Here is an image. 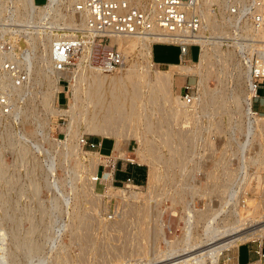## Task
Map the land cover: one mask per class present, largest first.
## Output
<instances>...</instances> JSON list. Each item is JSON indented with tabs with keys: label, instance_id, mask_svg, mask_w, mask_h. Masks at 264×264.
<instances>
[{
	"label": "bare ground",
	"instance_id": "obj_1",
	"mask_svg": "<svg viewBox=\"0 0 264 264\" xmlns=\"http://www.w3.org/2000/svg\"><path fill=\"white\" fill-rule=\"evenodd\" d=\"M126 1H130L131 4H135L140 9L145 10L147 12L151 11V9H152L153 0H126ZM228 1L229 0H198L200 12H201V15L203 17V28H202V31L200 33L201 38H199L198 42H197L202 47V50H201L200 55H199V59L196 62H191V63H193V65H184L183 63H181V64H170L168 66L169 67L168 70H158V69H154V67H153L154 66V59H153V45L154 44L153 43L154 42H170L166 37H163V36H155L154 38H150V37H144V36H140V35H120V36L112 37V39L110 41V45L111 46H117L118 53L120 54V56H122L123 61H124V63L121 65L122 73H121V75H118V76L115 74V72L118 71L117 68H115V69L110 68L108 70H104L98 65H91V66L88 65V62L92 60L93 53H94V44L92 43V40H93L92 38L82 37V40H81L82 52L79 53L78 56L76 57V61H77V65H78L76 68H73V69L66 68L62 71H55L54 65L52 64V62L50 60V54H49L50 53V37H46V38L40 37V39L37 36L34 37V42H36V49L37 50H36L35 54H33V57H32L33 60L30 63V69H29L28 74H27L26 84L22 87H12L13 88L11 91L12 97H17V96L19 97L23 94L24 95L27 94L28 91H31L37 97H41L40 100H41L43 107L45 108V111L47 109L48 112H50L55 117L60 116V115H68V117L71 118V121L69 124V132H70V139L71 140L69 139L70 143L66 142L63 145H64L66 156H69V157L76 156L74 158L75 162L72 165L73 166L72 171L75 172V174H74V172L72 174H73V176L74 175L75 176H74V178L73 177L72 178L75 180V182H73V183H76V185H77L76 187H78V191H79V193L82 194L83 197H87V198L90 197L91 198V196L92 197L96 196V197L101 198L102 197L101 193L97 190V189H100V184H101L102 185L101 187H104V185H105L109 188V190H108L109 195L108 194L107 195L110 198L111 197L114 198L115 201L117 200L118 203L116 205L118 207L116 205H114L116 207V209L117 208L120 209V205L124 202L126 203L125 200L123 202V198L129 199L128 201H130V200L134 201L135 199L137 201L140 200L139 193L134 190V188L136 189V186H134L132 184H127L126 187L129 188V191L126 194L127 196L124 197L123 192L126 190H124V191L118 190V189L115 190V188H113V184H112L113 173H110V174L106 173L102 177L98 175L99 167L101 165H106L110 161L116 162V160H118L119 158L128 159V152H129L128 145H129L131 138H134V137H137L140 140L141 145L143 146V147L141 146L142 148H140L139 150L137 149L138 152H135L138 156V157L136 156L138 162L140 164H142V163H145V161H146V162H149V164H150V172L148 173V174H150L149 175L150 177H148L149 178L148 179V181H149L148 182V185H149L148 195L150 193L155 192L156 190L153 191L152 189L156 188V186L157 187L160 186L162 183H163V188H164V184L167 182L168 183L170 182L174 185L175 184L177 185L179 182H181V179L183 176L182 175L183 171L178 172V170H176V169L180 168V166L182 168H185L184 167L185 164L183 163V165H182V163H181V160H184V158L182 157L183 150L182 149L180 150L178 148L177 149L175 148V150H173L172 144L177 143V145L178 144L183 145V148H185L187 146V145L185 146V144H186L185 142L187 141V138H186L187 136H185L186 134H184L185 129H183V131H182L181 127H180L178 129L176 128L177 129L176 130L173 128V125H177V127H178L183 122L189 123L191 121H194L198 116L200 117L199 114L202 113L201 111H203L200 108L202 106L210 103V102L211 103L214 102V104L216 103V105L218 104V105L223 106L225 104V101H226L225 100L226 98L224 97V95L226 94V91H223L224 90L223 85L221 84L223 90L222 89L213 90L208 86V80H209L210 76L212 74H214V70L216 72V69H213L216 67L213 62L217 58V56H219V57L221 56V58H224L225 61L226 60L231 61L233 59V54L235 53V50H236L235 43H233L232 41H230V42L223 41L224 39H228V40L231 39L230 38L231 34H229L228 31L226 30L229 21L226 19V17L222 16L221 14L215 13V11L212 9L213 5H215V4L227 5ZM16 3H17L16 6L20 10H26V11H30V12L33 11L32 10L33 4H31V3H33V0H16ZM45 9L46 8L41 7L40 13H38V14L42 15L41 20H44L43 17L45 16V11H46ZM57 14H58L57 17L55 16L52 18V22L58 26V29H60L59 31L76 30V31H72V32H81L80 30L83 27L82 21L79 22L76 19V17H74L73 15H68L62 11H59ZM247 32L249 35H252V37L254 38V41L256 43L254 42L255 44L253 43V45L255 46V48L262 50L261 56H262V54L264 55V27L259 28V29L249 28ZM225 36L228 38H226ZM223 47H225L226 50H223ZM128 53H135L138 57L137 61H135L134 63H130L129 68L126 67L127 61H128V55H127ZM215 63H216V61H215ZM188 64H190V63H188ZM224 64H222V65H224ZM213 65L215 67H213ZM222 65H221V67H222ZM244 67L245 68H243V69H245L244 70L245 72H243V71L239 72L237 78H238V81L239 80L241 81V76L245 74L246 90L242 91L241 90L242 84H239V86H238L239 88H237V90L235 92L233 90L234 93L232 92L233 93V96H232L233 101L232 102L235 103L234 106H237L238 113H236V114L242 113V116L244 114L245 117L247 118V120H246L247 126H248L247 129L259 128V129H261V131H264V117L258 115L253 110V99L255 98V96L257 94V84L255 82L256 77L253 74L254 71L250 70V67H246V66H244ZM224 68H227V67H224ZM222 69H223V67H222ZM224 71L226 72L225 69H224ZM216 73H215V75L217 77L218 75ZM256 74H257V78H263V80H264V63L263 64L258 63V66H256ZM175 76L176 77H178V76L183 77V80L181 81L182 85H184V82H186V81H184V77L193 76V77L197 78V83L192 86L193 88L197 89V92H193L190 104H188L187 101L185 99H183L179 94L176 95L174 93V90H175L174 88L176 86L175 84H176V80H177V78H175ZM62 78L68 80V82H69L68 90L72 89V91H73L72 106L68 110L56 109V107L53 104L51 105V103H53L55 99H58V97H60L61 86H62V83H60V81ZM179 80H180V78H179ZM31 97H33V96H31ZM229 104H230V102H229ZM242 104H244V105H242ZM229 106H227L228 109L231 108ZM18 107L20 108V106H18ZM242 108H244V111ZM20 110H22V109H20ZM224 110H225V108H224ZM231 110H232V108H231ZM17 111H19V110H17ZM162 111L165 112V113H163L164 116L161 115V118H159L157 120L153 119L154 116H156L158 113H160ZM11 113H13V112L11 111ZM242 116H240V118ZM78 120H80L84 123L83 125H85V131H87L88 133H90L92 135H99V136H103L106 138L108 137V138L114 139V146H113L112 155L110 157H108L105 154H102L101 151L96 152L94 154L95 157H93L92 165L91 166L89 165L91 167L89 172L85 168V166L83 165L81 159H79V157H80L79 152H81L80 151L81 149L79 148V141H76L79 138L78 137L79 126L77 125ZM239 120L241 121L242 118ZM243 121H242V123H244ZM140 122H143L144 129L142 131L138 127ZM194 123H196V121ZM194 123L192 122L193 125H194ZM194 128L196 129V126ZM188 129L186 128V132L188 131V133H189L190 131ZM198 131H199V129H198ZM153 133L160 134V137H161L160 143H158L155 140V138L157 136L154 138ZM193 133H195V132H193ZM249 133H251V132L249 131ZM30 135H32V134H30ZM197 135H196V137L198 138L199 135L198 136ZM191 136H193V134H191ZM196 137H195V139H196ZM191 139L193 141H195L192 137H191ZM159 140H160V138H159ZM81 141L85 142V140H83V139H81ZM189 142H191V140ZM206 143L207 142H205V144ZM209 143L210 142H208V144ZM21 145H22V143H21ZM23 145L25 146V149H27L26 145L25 144H23ZM160 145L168 147V149H169L168 155L165 156V155H163V153H161L162 150L160 148ZM180 145H178V146H180ZM195 145L197 146V144H195ZM212 145H214V144H212ZM19 146H18V150L16 152L19 151ZM188 146H190V145H188ZM191 146H192V144H191ZM190 147H188V149H190ZM214 147H215V145H214ZM179 148H181V147H179ZM206 148H207V146H206ZM25 149L23 148L22 150H20L19 158L24 159L30 165V167H31L30 170L32 169L36 175V171L38 170V167L35 166L36 163L34 164V161H33L34 159H31V157L29 156V153H28L29 149H27L28 151H26ZM165 149H167V148H165ZM212 149H214V148H212ZM184 151H186V149H184ZM187 152H189V151L187 150ZM82 153H83V151L81 152V154ZM202 153H203V151H202ZM83 154H86V153H83ZM186 155L187 154H185V157H186ZM88 157H89V155H88ZM181 157H182V159H181ZM186 159H187V157H186ZM90 160H92V158ZM189 160H192V159L189 158ZM248 160H249V164H250L251 163L250 161L253 159H248ZM22 161L20 164H23ZM254 161H255V159H254ZM135 162H136V160H135ZM183 162L188 163L187 160H184ZM205 162H207V161H205ZM205 162L203 164H206ZM241 162H242V160H241ZM217 163H219V162H216V164ZM255 163H258V160L254 162V165H255ZM90 164H91V162H90ZM160 164H161V166L164 165L166 167V168L163 167V168H165V170H167V172H164V173H166L165 175H161V173L159 172L158 165H160ZM262 164H264V163L260 162V165H262ZM16 165H15V167H16ZM227 165L228 164H226V162H225V165L224 164L223 165L217 164V166L215 165L216 170H218L219 169L218 167H220L221 169L230 171L229 168L227 169V167H229ZM257 165H256V167H257ZM187 166L188 165H186V167ZM205 166L207 167L208 165L206 164ZM205 166H203L204 169H202L203 167L201 168V166L199 167V168H201V174L205 170V168H206ZM212 166H214V165H212ZM9 167H11V165ZM256 167H255V169H256ZM16 168H14V170ZM83 168H84V170H83ZM194 168H195L194 166L192 169L189 168L188 170L191 169L190 170L191 172H189V171L188 172L192 173L193 171H195V170H193ZM239 168H240V166H239ZM246 168H248V167L246 166ZM258 168L259 169H257L256 172L258 170H261L262 166L259 167V165H258ZM9 169L10 168H8V171H9ZM208 169H209V166H208ZM211 169H213V168H211ZM3 170H4V168H3ZM199 170H198V172H200ZM235 170L237 172V168ZM15 172H17V170ZM184 172H185V169H184ZM189 173H188V175H190ZM244 173L247 174L246 172H244ZM244 173H243V176H245ZM11 174L13 175V173H11ZM217 174H216V171L213 172V170H212V172H207V176L212 181L211 182L212 184H214L213 182L216 183V181L220 179V178L218 179ZM4 175H5V173H4ZM35 175H32L31 177L33 178V176H34V181L36 182ZM235 175H237V173H235ZM247 175H249V174H247ZM198 176H200V174ZM229 176L230 175H228L227 180H224L225 182L223 181V183H221L223 190L221 188H219L222 190L220 193L225 192V191L227 192L228 187H229L228 184L231 183L230 182L231 180H229V179H233V180L235 179V177L232 178V175L230 177ZM252 176L253 177L250 179V182H248V186L254 192L255 191L259 192L261 190L260 191L261 192L260 197H261L262 201L260 203H257V202L255 203L253 198L246 199L247 197L245 198L246 200L245 199L244 200L242 199V201L236 200V201H238L237 202L238 205L232 213L229 212L231 214L228 213L229 215L223 214L225 210L223 209L224 205L222 204L221 200H220L221 202L220 201L218 202V204H220V205H218V206H220L219 208L215 209L214 206L210 207L209 203L204 201V202H206V204L208 203V206H209L208 211L206 209L202 210L199 207H198L199 210L194 211V208L191 209L192 206L189 207L190 205L189 206L186 205V203H187L186 202L187 196H186V192H185L186 190L184 191V189H180V187H181L180 184H183V183H179V185H180V186L178 185L179 189L178 188L174 189V187H176V185L174 187H172L173 191L171 193V198H172L171 200H173L174 204L176 203V207L178 206L177 203H181V204L186 205L189 208H186L183 205V207L186 208L183 210V207H182V210L184 211V213L187 211V215H188L187 220H186L187 221L186 222L187 228L184 227V228H186L187 233L185 232L186 231L185 230L184 231L185 236H184V239H182L183 241L177 242L176 241L177 239L175 240L176 242L170 241L169 248L167 250H162L163 247L161 248V250H159V249L156 250L155 244L153 243L152 246H154V248H155L154 250H156V252L152 251V250L149 251V249L152 248L150 242L154 239V237H152L154 234L151 233L152 235L149 236L150 232L152 231L155 234L158 233V235H159V233L164 231V230L162 231V229H163L162 224L163 223L161 221H163V220H161L162 214H161L160 210H158L156 213V211H154L152 209L153 213L155 212L154 213L155 215H151L152 214V212H151L152 207L150 208V206H149V203L151 201L150 202H148V201L151 199L153 202L155 197L154 198L151 197V194H150L151 198L150 197H149V199L145 198L146 200H144L145 203L143 205L141 203H140V205H136L135 202L130 203L131 202L130 201L128 203L129 209L126 210V208H125V211H127L126 214L127 213L133 214L134 217L131 219L134 220L133 222L136 225V230L135 231L133 230V231H134V233H136V231H137V233H136L137 234V238H136L137 244L135 243L136 245H134L133 249H131L133 245L130 244L131 246L129 248H130V251L131 250L132 251H131V254L128 253L129 256H133L132 253L133 254L135 253V255H137V256L134 255L135 257H138V259L135 258L136 262H135V259L132 258V259H134L133 263H135V264H219L220 259H221L222 255H224L225 252H232V251L234 252L236 250V253H237L238 248L243 244H246L250 241H255V240L263 241V239H264V187H263V190H262V188H260L261 175L259 173L254 174ZM185 177H186V175H185ZM202 177L204 178L205 176H202ZM202 177H200V179ZM237 177H239V176H237ZM188 178L189 177H187V180H188ZM2 179H3V173H2V171H0V183L2 182ZM14 179L19 180V178L17 179L16 176ZM207 179H205V180H207ZM239 179H240V177H239ZM3 180H4L3 182L6 183L5 179H3ZM97 180L100 181L99 184L97 183ZM185 180L186 179L184 178V181ZM240 180H242V179H240ZM247 180H249V179H247ZM8 181H10V180H8ZM34 181H32V182L30 181L29 184L31 183L32 188H34V192H36L39 189L40 185L38 186ZM243 181H240V182H243ZM13 182H15V181H13ZM19 182L20 181H18V183ZM106 182H109V184H107ZM262 182L264 183V179ZM186 183H187V181L185 182V184ZM192 183H194V181H192ZM204 183L207 184L206 182H204ZM12 184H14V183H12ZM16 184H17V182H16ZM212 184H210V185H212ZM218 184H220V182ZM218 184H216V185H218ZM186 185H188V184H186ZM11 186H13V185H11ZM14 186H16V185H14ZM192 186H193V184L190 187H188V186H186V187L192 188ZM194 186L196 188L195 184H194ZM244 186H245V183H244ZM263 186H264V184H263ZM182 187H185V186H182ZM202 187H200V185H199V188H202ZM210 187L212 188L213 186H210ZM158 188H160V187H158ZM195 188H194V190H195ZM199 188H198V190H195L196 191L195 194L204 195L206 193L205 192L206 190H204L203 188H202L203 190L199 189ZM211 188H210V190H212ZM246 188H248V187H246ZM166 189H169V188H166ZM207 189H209V188H207ZM214 189L216 190V187H214ZM219 189H217V190H219ZM161 190H162V187H161ZM210 190H208V191H210ZM1 191H2V189L0 190V192ZM151 191H153V192H151ZM166 191H168V190H166ZM6 192L9 193L8 190H6ZM6 192H5V194H6ZM158 192H159V189H158ZM158 192L156 191V193H158ZM213 192H216V191H213ZM240 192H242V191L240 190ZM32 193H33V190H32ZM208 193L209 192H207L206 194L208 195ZM33 194H35V193H33ZM190 194H192V193H190ZM217 194H219V192ZM232 194H234V193L232 192ZM6 195H8V194H6ZM223 195H221V197ZM9 196H10V194H9ZM154 196H155V194H154ZM156 196L159 199L160 196L158 197L157 194H156ZM189 196L191 197L192 195H189ZM204 196H206V195H204ZM210 196H213V195H210ZM210 196H208V197H210ZM214 196H216V195H214ZM31 197L34 198V196L32 194H31ZM140 197H142V196H140ZM190 197H189V199H190ZM217 197H219V196H217ZM217 197H216V199H217ZM199 198H200V196H199ZM199 198H197V200ZM2 199H3V197H2ZM161 199L162 198H160V201H161ZM191 199H192V197H191ZM211 199H214V198L210 197V200ZM221 199H223V198H221ZM90 200H92V199H90ZM97 200L100 201L99 199H97ZM193 200H194V198L192 199V201ZM206 200H208V199H206ZM10 201H11L10 199H9V201L4 200V203L6 204V206H7V203H9ZM34 201H35V199H34ZM236 201H235V203H236ZM0 202H2L1 198H0ZM92 202L94 203V201H92ZM140 202H142V201L140 200ZM211 202H214V201L212 200ZM224 202L225 201L223 200V203ZM35 203H36V201H35ZM157 203L159 204V202H157ZM189 203H192V202L190 201L187 204H189ZM95 204H97V203H95ZM95 204H93V206ZM138 204H139V202H138ZM158 204L156 205V207L160 206ZM206 204L204 203L205 206H207ZM214 204L216 207V203H214ZM214 204L212 203V205H214ZM227 204H229V203H227ZM125 205L123 207H125ZM202 205H203V203H202ZM32 206H34V203ZM37 206H41V204L40 205L37 204ZM173 206H175V205H173ZM235 206H236V204H235ZM1 207H2V203L0 204V208ZM3 207L6 208L5 206H3ZM42 207L43 206H41V209H43ZM156 207H154V209ZM202 207L205 208L204 206H202ZM212 207L215 210H212L211 209ZM7 208H9V207H7ZM92 208L87 209V210L82 209L83 212H82V210H81V212L78 211L79 213L76 216L77 228L75 227V229L77 230L79 228L78 229L79 232L76 231V233L77 232L79 233L77 235L78 238L77 237L76 238L78 240L80 239V241H81L80 244H82L83 248L86 247L87 243L89 244V242H90V244H91V242L94 241V240L91 241V238H90V241H88L89 237H87V234H88V232H90V233L92 232L91 230H93V227H92V229H90V231H88L87 224H86L87 223L86 220L90 221L92 218L91 215L92 214L94 215V212H91ZM38 209L39 208H37L36 210L38 211ZM95 209L97 210L98 208H95ZM99 209H98V212H99ZM8 210H6L7 215H8ZM11 210H12V207H11ZM24 210H26V209H24ZM27 210H28V208H27ZM84 210L89 212V214L91 213L90 219L86 215L87 212L84 213L85 212ZM120 210H118V211H120ZM182 210H181V212H182ZM1 211H3V210H1ZM28 211H29V213L26 211L28 213L26 216L30 217L29 214L33 213L32 211H34V207L29 208ZM16 212H18V211L15 210V213L12 212V213H14L12 215H15ZM98 212L97 211L95 212L96 215L99 214ZM101 212H102V210H101ZM114 212H115V215H114ZM114 212H113V215L116 216V211H114ZM121 213H124V212H121ZM184 213H183V216H184ZM24 215L23 216L21 215V216L25 217ZM34 215L36 217L35 213L33 214V216ZM121 215H123V214H121ZM128 215H127V217H128ZM8 216H10V214ZM123 216H121V217H123ZM22 217L20 220H22ZM101 217L99 216V221L101 220L100 219ZM117 217H119V216L117 215ZM3 218L4 217H2V219ZM6 218L8 219V217H6ZM32 218L34 219V217L31 216V219ZM97 218H96V220H98ZM125 218L126 217H123V219H121V220L117 219V221L114 220V222L111 223L110 225H108L109 223H106L105 228L108 229L112 225V227H117V228L123 229L124 224L125 223L127 224L126 220H128ZM128 218H130V217H128ZM153 218H154V220H153ZM114 219H116V218H114ZM131 219H129V220H131ZM25 220H26V218H24V221ZM93 220H95V217L93 218ZM13 221L16 222V219L12 220V222ZM108 221H110V220H108ZM72 222H73V224H75L74 223L75 220H73ZM91 222H95V221L91 220ZM102 222L103 221H101V223ZM128 222H130V221H128ZM133 222L132 223L130 222L131 223L130 225L134 224ZM5 223L7 224L6 220H5ZM17 223H19V227H20L21 221L20 222L18 221ZM13 224H15V223L13 222ZM126 224H125L124 228L126 227ZM1 225H2V223H1ZM94 225H95V223H94ZM36 226H38V225L36 224ZM89 226H92V225H89ZM183 226H185V225H183ZM8 227H10V226H8ZM112 227H110V229ZM134 227L135 226L133 225L132 228H134ZM2 228H5V227H3V225H2ZM2 228L0 229V264H10L12 262V260L14 258H16L15 256L18 254V253L16 254V252L19 251V248L20 249L22 248V246H20V242L22 243V241L20 240V235H19L22 231L19 230V231H21L20 233L18 231H14L15 233L18 232L17 233L18 235L16 234L17 236H15V233L13 232L14 234L12 235V238L10 239V237H7L8 236L6 233L7 230L5 231ZM15 228H17V227H15ZM20 228L22 229V226ZM89 228H91V227H89ZM117 228H115V229H117ZM127 228H129V226ZM130 228H131V226H130ZM151 228H152V230H151ZM28 229H27L28 231H26V229H24L26 232L25 235L27 236V239H28V240L26 239L25 241L29 242V244H27V245H30V247L29 246L28 247L32 251L33 250L36 251L38 248L40 250L41 245L39 244L40 245V247H39V245L34 242L35 241L34 235L36 234V231H39V230H37V228H35V226L31 227V225H30V227H28ZM97 229H99V228H97ZM110 229H108V230H110ZM122 229L120 231H122ZM197 229H200L201 232L198 233ZM9 230H10V228H9ZM94 230H95V228H94ZM112 230H110L109 232H111ZM125 230L127 231V229H125ZM73 231L75 232V230H73ZM98 231H96V232H98ZM105 231L106 230H104L103 233H105ZM118 231H119V229H118ZM7 232H9V231H7ZM74 232H73V234H74ZM114 232L116 234V231H114ZM114 232H112V233H114ZM184 232H183V234H184ZM101 233H102V231H101ZM129 234L128 235L126 234L127 237L129 236ZM95 235H97V233ZM108 235H110V234L108 233ZM112 235H110V236H112ZM120 236H122V235H119V239H120L119 241H121ZM163 236L165 237V235H163ZM6 237L9 238L10 240H7ZM92 237H93V235H92ZM106 237H107V234H106ZM114 237H117V235ZM134 237H136V236H134ZM150 237H152V238H150ZM156 237L157 236L155 235V238ZM160 237L163 238L162 235ZM73 238L75 239V237H72V239ZM103 238H105V237H103ZM110 238L111 237H109V239ZM131 238H130V240L132 241L133 238L132 239ZM148 238H149L150 242L148 241ZM22 240H23V242H25L24 239H22ZM95 240H96V238H95ZM102 240H103L102 242L106 243L105 239H102ZM115 240L117 241L118 239H115ZM155 240H157V239H155ZM75 241L77 242V240H75ZM126 241L128 242V240H126ZM126 241H125V244H122L124 241L121 244L126 245ZM27 242H25V243H27ZM110 242H111V240H110ZM118 242L116 244H118ZM104 243H102V246L104 245ZM99 244L101 246V242ZM110 244H112V243H110ZM116 244L114 247H116ZM91 245H87V246L91 247ZM106 245H107V243H106ZM106 245H104V246H106ZM112 245H114V244H112ZM94 246H95V244H94ZM102 246L101 247L97 246V247H98V249L99 248L101 249ZM163 246L165 247V245H163ZM109 247H110V245H109ZM109 247L108 246L106 248L104 247V250L106 249L105 250L106 253L108 252L107 248L109 249ZM119 247H121V246H119ZM61 248H63V247H61ZM26 249H22L24 251V254L20 250L21 253L23 254V256L26 255V253H27ZM82 249H81V252H82ZM92 249H94V248H92ZM111 249H113V247ZM122 249H123V247L120 249L123 252ZM124 249H125V246H124ZM37 252L38 251H36V253ZM88 252H89V250H88ZM88 252H87V254H88ZM91 252H92V250H91ZM95 252H94V254H95ZM111 252H112V250H111ZM127 252H129V251H127ZM149 252H151V253L154 252V254H153L154 256L152 254L150 255ZM32 253H34V251ZM99 253L100 252H98V255H99ZM102 253H105V252L103 251V252H101V254ZM101 254H100V256H101ZM31 255L32 254H30L29 257ZM108 255H110V253ZM65 256H68V255H65ZM90 256H91V254H90ZM103 256H104V257H102L103 259L106 258L105 255H103ZM124 256L129 257L127 255H124ZM29 257H27V258H29ZM33 257L34 256H32L31 258H33ZM82 257H83V255H82ZM107 257L110 258V256H107ZM114 257H116V255ZM118 257H120V256L118 255ZM118 257H116L115 262H113L114 261V259H113L112 263H110V264H125L126 263L122 260V258H121L122 256L120 258H118ZM60 258H62V257H60ZM68 258H69V256H68ZM70 258L72 259V257H70ZM88 258L89 257L87 256L86 260H88ZM97 258L100 259L99 256ZM132 259L130 258V261ZM15 260H14L13 264H16L20 259H18L17 262ZM56 260H58V258ZM62 260H63L62 263H64V260H66V259H62ZM76 260L77 259H75V261ZM110 260H112V259H110ZM68 261H70V260H68ZM80 261H82V260H80ZM95 261L97 264L98 259H96ZM104 261L105 260H103V262H102L103 264H104ZM59 262H61L60 259H59ZM91 262H92V260H91ZM107 262L109 263L111 261H107ZM129 262L127 260V263H129ZM57 263H55V264H57ZM70 263H71V261H70ZM88 263H89V261H87V264ZM133 263L131 262V264H133ZM58 264H60V263H58ZM75 264H77V263H75ZM79 264H80V262H79ZM81 264H84V262L83 263L81 262ZM85 264H86V262H85ZM99 264H101V263L99 262ZM237 264H238V262H237ZM252 264H261V263L258 262V263H252Z\"/></svg>",
	"mask_w": 264,
	"mask_h": 264
},
{
	"label": "rangeland",
	"instance_id": "obj_2",
	"mask_svg": "<svg viewBox=\"0 0 264 264\" xmlns=\"http://www.w3.org/2000/svg\"><path fill=\"white\" fill-rule=\"evenodd\" d=\"M37 2L41 3V2H43V0H37ZM215 5L217 7H219L220 10H221L217 14H221L222 16H224L223 10L225 8H227V5H224V4H221V5L215 4ZM215 12H217V11H215ZM226 30L230 34L229 23L227 25V29ZM226 38H228V37H226ZM223 41L230 42L228 39H224ZM103 49L105 51H110L111 49H113L114 51H118L117 46H111L110 43H107V45L105 47H103ZM154 50H155V56H156V59H154V61L157 62V63L159 62V60H163L165 56L170 54L167 51V49L164 46H161V45H156ZM223 50H226V48L223 47ZM193 53H194V56H196V53H198L197 48H193ZM127 55H128V61H127L126 67L129 68L130 63H134L135 61H137L138 57H137V55L135 53H128ZM217 58L213 62L214 65L216 66L215 67L213 65V67H215L213 69H216V72L217 71L218 72L216 73L215 70H214V74H212L210 76L209 80H208V86L211 89L215 90V89H222L221 84L223 85L224 90L223 89L222 90L226 91V94L224 95V97L226 98L225 99L226 100L225 104L223 106H221V105H218V104L216 105V103L214 104V102L213 103L210 102V103H208V104H206V105H204V106H202L200 108L203 111H201L202 113L199 114L200 117L198 116L194 121H191L189 123L188 122H186V123L183 122V123H181L182 126L180 125L178 127H177V125H173L174 129H176V128L178 129L180 127H181L182 131H183V129H185L184 130V132H185L184 134H186L185 136H187L186 137L187 141L185 142L186 143L185 146L186 145L187 146L186 147L184 146L185 148H183V145L178 144V145H180V146H178L177 143H173L172 144V149L173 150H175V148L176 149L178 148L180 150L182 149L183 150L182 157L184 158V160L188 161V163L187 162H183L184 160H181L182 159V157H181V159H180L181 163H182V165H183V163L185 164V166H184L185 168H182L180 166V168L176 169V170H178V172L179 171L180 172L183 171L182 172L183 176H182L181 182H179V183H183L184 185L180 184L181 185L180 189H184V191L186 190L185 191L186 192V196H187L186 197V199H187L186 202L187 203L190 202V201L192 202V203H189V204L186 203V205H188V206L190 205L189 207L192 206L191 209L194 208V211L195 210H199V208L202 209V210L206 209L208 211V209H209L208 208L209 207L208 203H209L210 207L214 206V208L216 209V208L220 207V206H218V205H220V204H218V202L221 200L222 204L224 205L223 209L225 210L223 214L227 215L229 212L232 213L236 209V207L238 205L237 204L238 201H242V199L244 200L246 197H247L246 199L253 198L255 203L256 202L260 203L262 201L261 197H260V193H261L260 191L261 190L259 192L258 191L254 192L248 186V182H250V179L253 177L252 175L259 173L261 175L260 188H262V190H263V187H264L263 184L264 183L262 181L264 179V164L260 165V162L264 163V131H261V129H259V128L247 129V127H248L247 126V121H246L247 118L245 117V115L243 114V116H242V113L241 114H236V113H238V111H237L238 109H237V106H234L235 103L232 102L233 101L232 100L233 93L237 90V88H239L238 87L239 84H242V87H241L242 91L246 90L245 74L241 76V81L239 80L240 82L238 81V78H237L239 72H242V71L245 72L244 71L245 69H243L245 67H244V64L239 60V58H238V56L236 54V50H235V53L233 54V59L231 61L230 60H226L225 61L224 58H221V56L220 57L217 56ZM215 61H216V63H215ZM155 62H154V66H153L154 69H158V70H168L169 69L168 65H165V64L163 65V63L162 64L158 63L160 65V66H158L157 64H155ZM221 63L222 64L225 63L224 64L225 66L222 65ZM183 64L184 65H193V63H190V64L183 63ZM221 65H222L223 69H222ZM224 67H227V68H224ZM224 69L226 70V72L224 71ZM117 70L118 71H116L115 74L117 76L121 75V73H122L121 66L117 67ZM215 73L218 75L217 77H216ZM175 78H177V77L175 76ZM255 79L258 80L260 83L264 82L263 78H257L256 77ZM181 81L182 80H179V79L176 80V84H175L176 86L174 88L175 89L174 93L176 95L179 94L184 99L183 96L186 93H188L189 90H186L185 87L183 88ZM188 82L191 85L190 87H192L193 85H195L197 83V78L196 77H191V78H189ZM65 85H66V87L64 85L61 86L60 97H58V99H55L54 102L51 103V105L53 104L56 107V109L68 110L72 106L73 91H72V89L68 90L69 84H65ZM233 90H234V92H233ZM194 92H197V89L194 88ZM258 94L261 97H257L255 99H253V110L258 115L264 117V97H263L264 96V84H262L261 87L259 88ZM31 96H33V97H31ZM11 98H12V103H13L12 107L14 108V109L12 108L13 110L11 109V111L13 113L10 112V115L7 114V115L0 116V118L2 117L0 119L1 120L0 121V162H1L0 163V165H1L0 166V171H2L3 179H5V182H6V183H4L3 182L4 180L2 179V182L0 183V190L2 189V191H3V192L2 191L0 192V195L2 194L1 196L3 197V199H2V197L0 196L1 201H2V202H0V204L2 203V207L0 208V219H1L0 220V226H1L0 229L2 228V225H3V227H5V228H2V229H4L5 231L6 230L9 231V232L6 231V233L8 235L7 237H10V239L12 238V235L15 233L14 231H18L19 233L22 231L19 234L20 235V240L22 241V243L20 242V246H22V248L21 249L19 248V251L21 250L22 253L24 254V251L22 249H26L27 248L26 249L27 253L25 252L26 255H24V256L21 253V251L20 252L19 251L16 252V254L18 253L17 254L18 256L15 254L16 258H14L12 260V262H11L12 264L14 263L15 259H16L15 260L16 262H17L18 259L21 260V261L19 260L16 264H55L57 262L60 263V264H75V263L79 264V262H80V264H81V262L82 263L84 262V264H85V262H86V264H87V261H89L88 264H96V261H95L96 259H98V261H97L98 263L97 264H99V262L101 264H103L102 263L103 260H105L104 264H110V263H112L113 259H114L113 262H115V259H116V257H118V255L120 257L122 256L121 257L122 260L124 262H126V263H127V260H128V262L130 261V258L131 259L132 258H134V259L137 258L138 259V257H135V256H137V255H135V253L134 254L132 253L133 256L135 255L134 257L133 256H129V254H131V251H132V250L130 251L129 247L131 245H133L132 248H131V249H133L134 245L137 244V241H136V238H137V234L136 233H137V231H136V233H134V231L136 230V225L133 222L134 220L131 219V218L134 217L133 214H131V213H127L126 214L127 211H125V208H126V210L129 209V206H128L129 204L128 203L130 201H131L130 203L135 202L136 205H140V203L143 205L145 203L144 200H146L145 198L149 199L150 194H151V197H153V198L155 197V199H154L155 202L154 201L152 202L151 199L148 201V202L151 201L149 203L150 208L152 207L151 208V212H152L151 215H155L154 214L155 212L153 213L152 209L154 211H156V213H157L158 210H160V212L162 214L161 215L162 216L161 220H163V221H161L163 223L162 224V228H163L162 231L164 230L163 232L159 233V235H158V233L155 234L152 231L150 232L149 236L154 234L152 236V237H154V239L152 240L153 242L152 241L150 242L149 238H148V241L151 243V246L154 243L156 250L157 249L161 250L162 247H163L162 250H167L169 248L170 241H172V242L183 241L182 239H184L185 232L187 233V230H186V228H187L186 222L187 221L186 220H187V216H188L187 215V211L185 210L186 212L184 213L183 210L186 209V208H189V207H187L186 205L181 204V203H177L178 206L176 207V203L174 204L173 200H171L172 199L171 198V193L173 191L172 187H174L176 184L174 185V184H172L170 182L169 183L167 182V183L164 184V188L165 189L163 188V183L160 186H158L160 188H158L156 186V188H154L152 190L153 191L156 190L158 192V189H159V192L156 193V191L155 192L151 191L153 193H150L148 195V192H149L148 191V187H149V185H148V182H149L148 179L149 178L148 177H150L149 176L150 174H148V173L150 172V164H149V162H146V161H145V163L140 164L138 162V160H137L138 156H137V154L135 152H138V150L143 147L141 145V143H140V140L137 137L131 138V140L129 142V145H128V150H129L128 159L119 158L121 160L118 163V165H115L116 162H112V161L108 162L105 165V166L109 167V168H107L105 174L106 173L107 174L113 173V182H112V184H113V188H115V190H117V189L118 190H123V191L126 190V191L123 192V195L125 197V196H127L126 194L129 191V188H127L126 185L127 184H132V185L136 186V189L134 188V190L139 193V198L143 202V203L140 202L139 199H138L139 201H137L136 199L134 201L133 200L128 201L129 199L123 198V202L125 200L126 203L125 202L124 203L126 205L121 202L122 203L120 205V209L121 210L117 208L118 210H120V211H118L116 209V207L114 206L118 202H117V200L115 201L114 198H112V197L110 198L108 196L109 195V193H108L109 188L107 186L104 185V187H101L102 185L100 184V189H97L101 193V196H102V197L100 196L101 198L96 197V196H93V197L91 196V198L90 197L87 198V197H83L82 194L79 193L78 187H76L77 186L76 183H73V182H75V180L73 179L75 175L73 176V174H72L74 172V171H72L73 170L72 169L73 168L72 165L75 162L74 158L76 156H74V157L66 156L64 145H63L66 142L70 143V141H69V139H70L69 124H70L71 118L68 117V115H60V116L55 117L50 112H48L47 109L45 111V108L43 107V105L41 103V100H40L41 97H37L31 91H28V93L25 94V95L23 94V95H21L19 97L17 96V97H11ZM59 99H60V106H58V100ZM229 102H230V104H229ZM17 105L20 106V108ZM242 105H244V104H242ZM227 106L231 107L232 110H231V108H229L230 109L229 110L227 108ZM224 108H225V110H224ZM20 109H22V110H20ZM242 109L244 111V108H242ZM17 110H19V111H17ZM163 113H165V112L162 111V112L158 113L156 116L153 117V119L157 120V119L161 118V115L164 116ZM240 116H242L241 117L242 118L241 121L239 120V119H241ZM80 120H78V123H77V125L79 126V134H78L79 138L76 141H79V148L81 149L80 151L81 152L83 151V153H86V154H83V153L81 154V152H79V156H80L79 159H81L83 165L85 166V168L89 172V170L91 169L90 166L93 163L92 162L93 161V157H95L94 154L96 152H100V149L98 147H92V145L93 144L96 145V144H99V142L104 141L105 142L104 143V148L102 149L101 153L102 154H108L107 152H111L110 150L112 149V147L114 145V139L108 138V137L106 138V137L99 136V135H92V134L88 133L87 131H85V125H83L84 123L82 121H80ZM195 121H196V123H194ZM242 121L244 123H242ZM192 122L194 123V125L192 124ZM195 126H196V129L194 128ZM138 127L142 131L144 129L143 122H140ZM186 128L187 129L189 128L188 130L191 133L190 132L188 133V131L186 132ZM198 129H199V131H198ZM248 130L251 133H249ZM193 132H195V133H193ZM30 134H32V135H30ZM153 134L152 135H153L154 138L157 136L155 138V140L158 143H160V141H161L160 134H158V133H156V134L153 133ZM191 134H193V136H191ZM196 135L198 136V138L196 137ZM158 137L160 138V140H159ZM191 137L195 141L196 140L197 141L196 142L193 141L191 139ZM195 137H196V139H195ZM81 139L85 140L86 143L82 142ZM190 140H191V142L192 141L193 142L192 143L189 142ZM205 142H207L206 143L207 145L205 144ZM208 142H210V143L208 144ZM21 143H22V145H21ZM23 144H25L26 148L29 149V152H28L29 156L31 157V159H34L33 160L34 164L36 163L35 166L38 167V170L36 171V175H35V172H33L32 169L30 170V168H31L30 165L24 159L19 158L20 150H22L23 148L25 149V146ZM191 144H192V146H191ZM195 144H197V146ZM212 144H214L215 147ZM188 145H190L191 147L188 146ZM18 146H19V151L16 152L18 150ZM206 146H207V148H206ZM179 147H181V148H179ZM188 147H190V149H188ZM160 148L162 150L161 153H163V155H165V156L168 155L169 149H168L167 146L160 145ZM165 148H167V149H165ZM212 148H214V149H212ZM27 149H25V150L28 151ZM184 149H186V151H184ZM187 150L190 153L187 152ZM202 151H203V153H202ZM184 153L187 154L186 155L187 159H186ZM88 155H89V157H88ZM91 158H92V160H90ZM189 158L192 159V160H189ZM248 159H253V160L250 161L251 162L250 164H249V160ZM254 159H255V161L258 160V163H255V165H254V162H255ZM135 160H136V162H135ZM241 160H242V162H241ZM21 161H22L23 164H20ZM205 161H207V162H205ZM90 162H91V164H90ZM204 162L209 166L210 170L208 169V166L207 167L205 166L206 164H203ZM216 162L220 163V164L217 163L218 165H223V164L225 165V162H226V164H228L227 166H229V167H227V169L229 168L232 173L230 171H228V170L221 169L220 167H218L219 169L216 170V166H217ZM124 163L128 164L127 167H125V166L122 167V164H124ZM257 164L259 165V167L262 166V169L260 168L261 170H258L259 172L258 171L256 172V170L259 169ZM10 165H11V167H9ZM15 165H16L17 168L15 167ZM186 165H188V166L186 167ZM202 165L205 166L207 169L205 168L204 171L202 170L204 173L202 172V174H201V168L203 167ZM212 165H214V166H212ZM238 165L240 166V168H239ZM256 165H257V167H256ZM193 166L195 167L193 169L195 171H193L192 173H189V172H191L190 170L193 168ZM200 166H201V168H199ZM246 166L248 168H246ZM7 167L10 168L9 171H8ZM163 167H165V166L164 165L161 166V164L158 165L159 172L161 173V175H165L166 173H164V172H167V170H165L166 167L165 168H163ZM255 167H256V169H255ZM3 168H4V170H3ZM14 168H16V169L14 170ZM189 168H191V169L188 170ZM211 168H213V169H211ZM236 168H237V172L235 170ZM122 169H123V171H120ZM184 169H185V172H184ZM202 169H204V167ZM231 169L235 173H237V175H235V173ZM16 170H17V172H15ZM83 170H84V168H83ZM135 170H137V174H134ZM198 170L200 172H198ZM212 170H213V172L216 171V174L218 173L217 174L218 175V179L220 178L219 180L216 181V183L213 182L214 184L211 183L212 181L207 176V172H212ZM187 172L190 175H188ZM244 172H246L250 176L245 174ZM4 173H5V175H4ZM11 173H13V175ZM114 173H117L115 181H114V176H115ZM243 173H244L245 176H243ZM74 174H75V172H74ZM199 174H200V176H198ZM14 175L16 176L17 179L19 178V180L14 179L15 178ZM32 175H35L36 182L34 181V176H33V178L31 177ZM98 175L101 176V177L103 176L101 173H99ZM185 175H186V177H185ZM201 175L205 176L204 177L205 179H207V178L208 179L205 180ZM228 175H230V176L232 175V178L235 177L236 180L235 179L234 180L233 179H229V180H231L230 181L231 185L228 184L229 187H228L227 192L225 191V192L220 193L223 190L222 189L223 187L221 186L222 185L221 183H223L224 180L228 179ZM237 176H239L240 179H242V180H240L239 177H237ZM187 177H189L188 180H187ZM200 177L203 178V179L201 178L203 181L200 179ZM184 178L186 179L185 181H184ZM246 178L249 179V180H247ZM7 179L10 180V181H8ZM128 180H131V182H129ZM13 181H15V182H13ZM18 181H20V182L18 183ZM30 181L31 182L34 181L38 186L40 185L39 189L36 192H34V188H32L31 183L29 184ZM186 181H187L186 184H188V185L185 184ZM192 181H194V183H192ZM240 181H243V182H240ZM11 182L14 183V184H12ZM16 182H17V184H16ZM99 182L100 181L97 180L98 184H99ZM204 182H206L207 184H205ZM219 182H220V184H218ZM106 183L109 184V182H106ZM179 183L176 185V187H174V189L175 188L179 189V187H178ZM244 183H245V186L248 187V188H246L244 186ZM190 184L191 185L193 184V186L195 184L196 188H195V186L194 187L192 186V188H188V187L191 186ZM210 184H212V185H210ZM216 184H218V185H216ZM11 185H13V186H11ZM14 185H16V186H14ZM199 185H200V187L203 186L202 188L204 190H206L205 191L206 193L209 192L208 195L206 193L204 194L206 196L195 194V192H196L195 190H198ZM182 186H185V187H182ZM186 186H188V187H186ZM210 186H213V187L211 188ZM161 187H162V190L164 189L163 191L166 194L161 190ZM214 187H216V190L214 189ZM166 188H169L170 190L166 189ZM194 188H195V190H194ZM202 188H199V189H202ZM207 188H209V189H207ZM210 188L212 190H210ZM219 188H221L222 190L219 189ZM31 189L33 190V193H35V194L32 193ZM217 189H219V190H217ZM6 190H8L9 193H7ZM166 190H168V191H166ZM208 190H210V191H208ZM240 190L242 192H240ZM213 191H216V192H213ZM217 191L219 192V194H217L218 193ZM5 192L8 195H6ZM232 192L234 194L235 193L236 194L234 195V194H232ZM190 193H192V194H190ZM9 194H10V196H9ZM31 194L34 196V198L31 197ZM154 194H155V196H154ZM156 194L158 195V197L161 194L162 195L158 199ZM209 194L213 195V196H210ZM189 195H192L191 196L192 199L194 198L193 201H192V199H191V197ZM214 195H216V196H214ZM221 195H223V196L221 197ZM140 196H142L143 198L140 197ZM199 196H200V198H199ZM208 196H210L211 198L213 197L214 199L210 200V197H208ZM217 196H219L220 198L217 197ZM189 197H190L191 200L189 199ZM216 197H217V199H216ZM89 198L92 199V200H90ZM160 198H162L161 201H160ZM197 198H199V199L197 200ZM205 198L208 199V200H206ZM221 198H223V199H221ZM238 198L239 199L241 198V199L239 200ZM9 199L11 201L9 203H7V206H6V204L4 203V200L9 201ZM34 199H35L36 203H35ZM97 199H99L100 201H98ZM212 200L214 202H211ZM223 200L225 202L227 200L228 201L226 203L225 202L223 203ZM236 200H238V201H236ZM92 201H94V203ZM204 201H206L208 203L206 204V202H204ZM235 201H236V203H235ZM138 202H139V204H138ZM157 202H159V204ZM33 203H34V206H32ZM95 203H97V204H95ZM156 203L158 205H160V206L156 207V205H157ZM202 203H203V205H202ZM204 203L207 206H205ZM212 203L213 204L216 203V207H215V204L212 205ZM227 203H229V204H227ZM37 204H39V205L41 204V206H43L42 208L43 209L45 208V209L44 210L41 209V206H37ZM93 204H95V205L93 206ZM235 204H236V206H235ZM124 205H125V207H123ZM173 205H175V206H173ZM183 205L186 208L183 207ZM3 206H5L6 208H4ZM31 206L34 207V211H32L33 213L29 214L30 215V217H29V216H26V215L29 213V211H28L29 208H32ZM153 206L156 207L157 209L156 208L154 209ZM202 206H204L205 208H203ZM7 207H9V208H7ZM11 207H12V210H11ZM182 207H183V210H182ZM27 208H28V210H27ZM37 208H39L38 211L36 210ZM90 208H92L91 212H94V215L93 214L91 215V213L89 214V212L86 211L87 209H90ZM95 208H98V209L100 208L99 212H98V209L96 210ZM214 208L212 207L211 209L215 210ZM14 209L16 211H18V212H16L15 215H12V214L15 213ZM24 209H26V210H24ZM82 209H86V210H84L85 211L84 213L87 212L89 215L87 213H86V215L89 217V219L91 218L90 217V215H91L92 216L91 220L95 221V222H91V220L90 221L86 220L88 231H90V229H92V227H93V230H91L92 232L91 233L88 232V234L90 236L87 234V237H89L88 238L89 240L87 239L88 241H90V238H91V241L94 240L93 242H91V244L93 243L92 245L90 244V242H89V244L87 243V245H91V247L86 245V247L83 248L82 244H80L81 243L80 239L79 240L77 239L78 238L77 235L79 234L78 233L79 232V230H78L79 228L77 230L75 229V227L77 228L76 216L79 213L78 211L81 212ZM1 210H3L4 212L1 211ZM6 210H8V215L10 214V216L7 215V211ZM101 210H102V212H101ZM113 210L116 211V216H114L115 212ZM181 210H182V212H181ZM96 211L100 214L99 215L97 213L100 217L102 216L100 218L101 219L100 221H99V216L96 215V213H95ZM12 212H14V213H12ZM82 212H83V210H82ZM113 212H114V215H113ZM121 212H124L126 215L124 213H121ZM34 213L36 214V217H35V215L33 216ZM183 213H184V216H183ZM231 213H229V214H231ZM121 214H123L124 216L121 215ZM21 215L22 216L24 215L25 217H22ZM117 215L120 218L117 217ZM120 215L123 216V217H126L125 219H128V220H126V222H127V224L128 223L129 224L127 225L125 223L126 224L125 228H124V226H125V224H124V226H123L124 230L122 228L112 227V225H111L110 227H112V228L110 229V227H109L108 229H110V230H112L113 228L114 229L111 232H109L110 230L105 228V226H106L105 224L109 223L108 225H110L111 223L114 222V220L117 221V219L118 220L123 219V217H121ZM127 215L130 218H128ZM20 216L22 217L23 221L20 220L21 219ZM31 216L34 217V219L33 218L31 219ZM2 217H4L3 218L4 220L2 219ZM6 217H8V219L11 222ZM94 217H95V220H93ZM24 218H26L25 221H24ZM96 218L98 220H96ZM114 218H116V219H114ZM11 219L12 220L16 219V222L13 221L16 225L13 224ZM129 219H131L132 221L129 220ZM5 220H6L7 224L5 223ZM17 220L19 222L21 221L20 227L22 226V229L19 227V223H17L18 222ZM73 220H75V222H74L75 224H73V222H72ZM108 220H110V221H108ZM153 220H154V218H153ZM101 221H103V222L101 223ZM128 221H130L131 223L133 222L134 224L130 225L131 223L128 222ZM1 223H2V225H1ZM94 223H95V225H94ZM36 224L38 226H36ZM30 225H31V227L35 226V228H37V230H39V231H36V234L34 235V240L35 241L34 240L33 241L35 243H37L38 245L40 244L41 247L39 245L40 250L38 248L36 250V251H38L37 253H36L35 250H33L35 254L32 253L33 251L29 248L30 245H27V244H29V242L25 241L27 239V236L25 235L26 232H25L24 229H26V231H28L29 230L28 227H30ZM89 225H92V226H89ZM133 225L135 226L134 228H132ZM183 225H185V226H183ZM8 226H10V227H8ZM128 226H129V228H127ZM130 226H131V228H130ZM15 227H17V228H15ZM89 227H91V228H89ZM96 227L99 228V229H97ZM184 227H186V228H184ZM9 228H10V230L11 229L12 230L10 231ZM94 228H95V230H94ZM115 228H117V229H115ZM118 229H119V231H118ZM121 229H122V231H120ZM125 229H127V231ZM19 230H21V231H19ZM73 230H75V232ZM104 230H106L105 233H103ZM151 230H152V228H151ZM197 230H198V233L201 232L200 229H197ZM76 231H78V232L76 233ZM96 231H98V232H96ZM101 231H102L103 234L101 233ZM114 231H116V234H115ZM18 232L15 233V236L18 235L17 234ZM73 232H74V234H73ZM112 232H114V233H112ZM183 232H184V234H183ZM96 233H97V235H95ZM108 233L110 235H112V234L113 235L110 236V235H108ZM91 234L93 235V237H92ZM106 234H107V237H106ZM118 234L123 236V237L120 236L121 241H119L120 239H119V235ZM126 234L127 235L129 234V236L127 237ZM116 235H117L118 238L114 237ZM155 235L157 236L156 238H155ZM161 235H162L163 238L160 237ZM163 235H165V237ZM108 236L111 237V238L109 239ZM130 236L131 237L132 236L133 237L136 236V237H134V238L132 237L133 238L132 239ZM72 237H75V239L74 238L72 239ZM103 237H105V238H103ZM129 237L132 239V241L130 240ZM152 237H150V238H152ZM95 238H96V240H95ZM10 239L7 238V240H10ZM22 239H24V241L27 242V243L23 242ZM102 239H105V242L107 243V245H106V243L102 242L103 241ZM115 239H118V240L116 241ZM155 239H157V240H155ZM75 240H77V242ZM110 240H111V242H110ZM126 240H128V242ZM125 241H126V245H122V244H125ZM257 241H261V240L250 241V242H248V244L253 243V242H257ZM100 242H101V246H102V243H104V245H106V246L103 245L101 249L99 248L100 249L99 250L98 247H101L100 244H99ZM117 242H118V244H116ZM110 243H112L114 245H112ZM94 244H95V246H94ZM108 244L110 245V247H109ZM115 244H116V247H114ZM163 245H165V247ZM107 246L109 247V249L107 248L108 252L106 253V251H105L106 249L104 250V247L106 248ZM119 246H121V247H119ZM124 246H125V249H124ZM61 247H63V248H61ZM112 247H113V249H111ZM118 247L120 249L123 247V249H122L123 252ZM92 248H94V249H92ZM152 248L149 249V251L152 250V251L156 252V250H154L155 249L154 246H152ZM81 249H82V252L84 254L81 252ZM87 249L89 250L90 253L88 252ZM90 249L92 250V252H91ZM111 250H112V252H111ZM103 251L105 253H102V254L105 255L107 259L106 258H104V259L102 258V257H104L101 254V252H103ZM127 251H129V252H127ZM87 252H88V254H87ZM94 252H95V254H94ZM98 252H100L99 255H98ZM29 253L32 254L30 257H29V255H30ZM109 253H110V255H108ZM149 253H150V255L154 254V252H152V253L149 252ZM90 254H91V256H90ZM100 254H101V256H100ZM65 255H68L69 258H68V256H65ZM82 255H83V257H82ZM86 255L89 257L88 260H86L87 259ZM97 255L100 257L101 260L99 258H97L98 257ZM115 255H116V257H114ZM124 255H127L129 257H126ZM32 256H34V257L31 258ZM107 256H110V258L107 257ZM27 257H29V258H27ZM60 257H62V258H60ZM70 257H72V259ZM120 257H118V258H120ZM57 258H58V260H56ZM59 259L61 260V262H59ZM62 259H66V260H64V263H62L63 262ZM75 259H77V260L75 261ZM110 259H112V260H110ZM134 259H132L129 263L130 264H131V262L133 263ZM68 260H70L71 263ZM80 260H82V261H80ZM91 260H92V262H91ZM107 261H111V262L108 263ZM236 261H237V259H236V250H235L234 252L233 251L232 252H225L224 255H222V257H221L219 264H237ZM135 262H136V259H135ZM129 263H127V264H129ZM133 264H135V263H133Z\"/></svg>",
	"mask_w": 264,
	"mask_h": 264
},
{
	"label": "built area",
	"instance_id": "obj_3",
	"mask_svg": "<svg viewBox=\"0 0 264 264\" xmlns=\"http://www.w3.org/2000/svg\"><path fill=\"white\" fill-rule=\"evenodd\" d=\"M31 4L32 12L20 10L16 0H0V116L11 112L12 87L26 84L30 63L37 50L36 36L39 39L50 37L49 54L55 71L78 66L76 57L82 52V37L93 39L94 53L88 65H98L104 70L115 69L124 63L118 51L103 49L115 36H163L170 42L153 44L175 45L183 56L191 47L197 48L198 57L202 50L197 43L203 28L198 0H153L152 9L148 12L126 0H43L41 3L33 0ZM41 7L46 8L44 20L38 14ZM212 8L217 11L215 13L221 11L216 5ZM59 11L82 21L81 32L59 31L52 22ZM223 12L229 21V41L235 43L239 60L250 67L257 77L256 66L264 63V55L261 56L262 50L255 48L254 38L247 31L249 28L264 27V0H229ZM180 63L187 61L181 58ZM255 82V98L261 97L258 91L264 82ZM60 83L65 87L69 84L64 78ZM185 89L189 92L183 97L190 104L194 88L189 86ZM92 147L98 145L93 144ZM260 260L264 262V253L260 255Z\"/></svg>",
	"mask_w": 264,
	"mask_h": 264
},
{
	"label": "crops",
	"instance_id": "obj_4",
	"mask_svg": "<svg viewBox=\"0 0 264 264\" xmlns=\"http://www.w3.org/2000/svg\"><path fill=\"white\" fill-rule=\"evenodd\" d=\"M156 45L164 46L167 49V51L170 53L167 56H165L163 60H159V62H158L159 64L163 63V65L165 64V65L169 66L170 64H181L180 63L181 58H185L187 63L195 62V61H198L197 59H199L198 53H196V56H194L193 48H195V47L189 48L187 54L183 56L180 53L179 47L172 45V44H155V45H153V59H156L155 50H154ZM158 63L155 62V64L160 66ZM189 77L191 78L193 76H189ZM189 77H184V81H186V82H184V85H182L183 88L191 86L190 83L188 82ZM179 78H180V80H183L182 76L177 77V79H179ZM104 143H105L104 141H101V142H99V144H96V145H98V148L100 149L101 152H102V149L104 148ZM110 151L111 152H107L108 154H105V155L110 157L112 155L113 147ZM120 160L121 159H118L116 161L115 165H118ZM127 165H128L127 163H124V164H122V167L123 166L127 167ZM107 168H109V167L105 166V165H101L99 167L98 174L101 173L102 175H104ZM120 171H123V169ZM114 174H115V176H114V181H115L117 173H114ZM134 174H137V170H135ZM262 253H264V240L253 242L250 244H248V243L243 244L237 250V253H236L237 262H238V264H252V263H258V262H260L261 264L262 263L264 264V262L262 260H260V255Z\"/></svg>",
	"mask_w": 264,
	"mask_h": 264
}]
</instances>
